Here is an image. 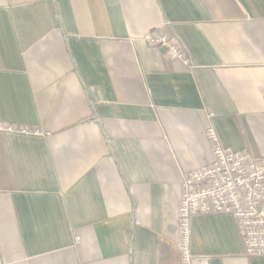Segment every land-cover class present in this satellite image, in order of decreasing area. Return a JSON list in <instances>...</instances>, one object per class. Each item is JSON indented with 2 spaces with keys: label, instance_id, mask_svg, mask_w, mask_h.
<instances>
[{
  "label": "crops",
  "instance_id": "crops-1",
  "mask_svg": "<svg viewBox=\"0 0 264 264\" xmlns=\"http://www.w3.org/2000/svg\"><path fill=\"white\" fill-rule=\"evenodd\" d=\"M0 122L51 133H0V264H180L207 127L264 156V0H0ZM191 225L194 264H264L232 215Z\"/></svg>",
  "mask_w": 264,
  "mask_h": 264
},
{
  "label": "built area",
  "instance_id": "built-area-1",
  "mask_svg": "<svg viewBox=\"0 0 264 264\" xmlns=\"http://www.w3.org/2000/svg\"><path fill=\"white\" fill-rule=\"evenodd\" d=\"M144 34L143 40L151 47L162 49L174 61L192 63L180 38L165 27ZM213 116V114H210ZM0 133L5 135L49 136L41 128L11 122H0ZM211 158L200 168L185 171L182 176L181 199L178 205L176 245L180 264H194L191 249V219L201 214L223 213L232 215L244 240L245 252L250 256H264V156L251 150H235L222 144L215 126L205 131Z\"/></svg>",
  "mask_w": 264,
  "mask_h": 264
}]
</instances>
